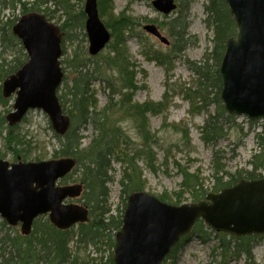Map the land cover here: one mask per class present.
Returning <instances> with one entry per match:
<instances>
[{"label": "trees", "instance_id": "obj_1", "mask_svg": "<svg viewBox=\"0 0 264 264\" xmlns=\"http://www.w3.org/2000/svg\"><path fill=\"white\" fill-rule=\"evenodd\" d=\"M49 4L53 5L56 12L50 10ZM106 4L112 5V0H99L101 15ZM190 4V0L179 1L177 16L169 23L160 24L167 28L175 42L171 53L165 55L151 51V54L145 53V57L160 63H168L171 56L185 51L191 41L188 32ZM18 9L22 15L30 12L42 13L48 21L54 19L55 13L58 14L59 11H62L63 15L67 16L66 21L60 27L63 33L64 55L67 54L66 42H70L72 46L75 43L78 45L82 42L86 43L84 7L77 10L75 4H72V0H34V2L3 0L0 8V79L14 74L28 61L21 41L13 32L19 19L15 14ZM6 11H11L12 15L4 16L1 20L2 14ZM205 12L207 27L214 34V48L203 62L187 61L190 70L197 78L192 89H185V95L192 103V107H198L197 109L206 112L208 117L202 129L203 140L207 145L216 146L227 134L224 122L233 123L235 118L227 113L221 99L223 80L220 66L227 42L237 37L238 27L226 0H209L205 5ZM148 22L150 21L130 16L126 10L107 25L112 30V40L107 45L108 55L99 54L96 57H91L86 50L83 54L76 52L72 61L68 59L61 61L73 73V77L68 78L66 69H63L65 76L58 90V98L64 113L71 118V127L65 136L56 135L59 147L53 152V159L73 158L75 160L76 167L62 181V184L73 182L83 185L84 191L79 202L89 209L90 220L86 224H79L76 231L74 228L67 231L59 230L52 225L48 218L45 219V216L34 222L30 236L17 233L12 237L9 233L11 229H8L4 236L0 237V264H114V254L106 261L104 259L98 261L88 254V250L93 247L98 248L96 250L99 251L101 246L111 250L115 248V236L122 228L128 198L132 193L143 191L144 188L143 170L138 166V163H146L147 169L156 173L155 146L157 139L147 124L146 114L161 115L167 112L171 99L169 93L175 91L174 87H176L174 85L170 87L167 84L166 94L160 103H133L135 93L141 87L138 86L137 72L130 63L126 52L125 36L126 34L132 35L135 29ZM76 29H80V33L76 32ZM9 57L11 60L6 63V59ZM5 67L7 68L5 69ZM97 81L104 82L105 91H108V104L100 110L97 107L96 93L93 90ZM212 94H214L213 98H211ZM1 100L5 101L2 96ZM211 105L216 107L215 114L209 110ZM122 118L133 122L137 133L142 138L141 144H132L130 137L119 122V119ZM5 123L4 119L0 121V136L3 135ZM250 124L253 125L254 122L250 121ZM89 125L93 127V137L90 143L85 146V136L82 131L86 130ZM166 127H171L181 133L187 142L190 135L187 129L164 124L163 128ZM9 130H11L9 137H5L4 140L10 146L13 143L20 146L25 152L21 155L22 160L27 161L32 155V150L30 151L31 146L26 144L28 143L26 136L21 137L20 135V141L16 140V136L11 137L12 129L10 127L7 128V131ZM14 140L16 141L14 142ZM257 143L260 152L252 156L249 162L251 170L229 173L224 164L225 152L223 150L214 152L212 162L213 193L233 187L242 180H256L263 177L260 172L264 169V132L262 136L257 135ZM10 149L15 150L14 148ZM32 161H40V159L35 158ZM114 162L121 163L123 167L121 178L117 183L120 187L122 206L117 209L116 215L111 214L110 190L106 185L110 180L116 181ZM180 173L184 179L181 185L182 190L175 194L176 201L171 203L172 201L166 194L158 196L159 200L179 206L183 204L181 194L186 191L191 192L194 203L204 200L208 193L202 188L197 190L201 186L199 178L184 169H181ZM5 228L8 226L3 221L0 223V229L4 230ZM214 234L220 238L223 256L234 253L239 257L246 255L250 260L254 258L252 250L260 237L235 238L224 233H215L201 220L197 222L192 233L183 238L182 242L184 243L194 236L206 242ZM233 242H236L234 248L231 246ZM181 243L172 250L163 264H177Z\"/></svg>", "mask_w": 264, "mask_h": 264}, {"label": "water", "instance_id": "obj_2", "mask_svg": "<svg viewBox=\"0 0 264 264\" xmlns=\"http://www.w3.org/2000/svg\"><path fill=\"white\" fill-rule=\"evenodd\" d=\"M238 27L237 39H230L220 67L221 99L230 115L251 121L264 120V0H226ZM163 15L177 10L175 0H154ZM85 28L89 54L98 55L111 34L101 21L98 0H86ZM144 30L169 45L158 27ZM28 55V62L3 83L6 98L16 94L10 126L21 123L30 110H41L56 134L65 136L71 119L62 109L58 90L63 82L61 66L63 33L46 16L30 12L20 16L13 28ZM73 158L10 164L0 159V217L9 226H21L29 236L34 221L43 215L59 230H69L89 221V209L67 203L77 199L82 184L60 186L75 168ZM198 220L215 232L240 238L264 235V177L242 180L237 185L210 193L206 200L173 206L144 191L132 193L127 202L123 226L116 235L115 264H163L181 239L189 235Z\"/></svg>", "mask_w": 264, "mask_h": 264}, {"label": "rangeland", "instance_id": "obj_3", "mask_svg": "<svg viewBox=\"0 0 264 264\" xmlns=\"http://www.w3.org/2000/svg\"><path fill=\"white\" fill-rule=\"evenodd\" d=\"M2 1L3 0H0V8ZM25 1L34 2V0ZM153 1L154 0H112V5L108 6L106 4V6L103 7L102 15L99 10V5L98 10L100 19L106 27L112 19L117 18L126 10L127 14L134 18L150 21L135 29L132 35L126 34L125 36L126 52L128 53L130 63L137 72L136 80L138 86L141 87V89L136 91L133 103H160L166 94L167 84H169L170 87H173L171 85L176 86L174 87L175 91L169 93L171 99L167 112L161 115L146 114L147 124L152 134H155L157 139V144L155 146L156 173L147 169L146 163H138V166L143 170V181L145 183L143 191L157 198L158 196L166 194L170 201H172L171 203H173L176 201L175 194L180 193L182 190L181 185L184 177L180 173L181 169L187 170L189 174H193L199 178L201 186L197 190H201L202 188L207 193L212 192L214 184L212 177L214 173L212 162L216 150H223L225 152L226 160H224V164L227 172L235 173L237 171L251 170L249 162L252 156L260 152L257 143V135L262 136L264 132V120L255 121L252 125L245 116H235L233 123L224 122L227 134L216 146L207 145L205 143L202 129L208 116L206 112L197 109L198 107H192V103L185 95V89H192L195 86L197 78L190 70L187 61L203 62L208 53H211L214 48V34L208 29L206 24L207 15L205 12V5L208 4L209 0H190L188 32L191 41L183 53L171 56L168 63H160L144 56L145 53L151 54V51L165 55L170 54L175 45L173 37H171L167 28L160 24L172 21L177 16V12L175 11L165 16L153 7ZM175 1L179 4L181 0ZM85 3L86 0H72V4H75L77 10L84 7L85 11ZM48 7L53 12L55 11L52 4H49ZM15 14L18 17L22 15L19 9ZM11 15V11H6L2 14L1 20L4 16L8 17ZM85 17L87 19L86 13ZM66 19L67 16L63 15L62 11H59L58 14H54L52 23L61 27ZM86 19L84 20V26ZM5 20L6 18L4 21ZM147 24L156 25L162 35L166 37L171 44L167 46L161 43L155 36L147 33L144 30V26ZM107 29L112 36V30L108 27ZM76 32L80 33V29H76ZM65 44L67 54H63L61 58L62 62L66 59L72 61L75 58L76 52L83 54L89 48L88 37L86 43L82 42L80 45L75 43L72 46L70 42H66ZM101 54L108 55V47H106ZM10 60L11 57L7 58L6 63H9ZM62 67L66 69L67 77L72 78L73 73L71 69H67L64 63H62ZM6 68L7 67H5V69ZM5 79H0V121L3 119L6 120V116L12 112L16 98L15 95L10 98L3 97L2 89ZM93 90L96 93L95 98L98 102V109H103L108 104V91H105V83L97 81ZM1 96L5 101L1 100ZM213 97L214 94H212L211 98ZM199 104L201 105V103ZM209 110L212 114H215L216 107L211 105ZM119 122L128 137H130L132 144L139 145L142 143V138L137 133L132 121L122 118L119 119ZM164 124L187 129L190 134L187 142L182 137L181 133L176 132L171 127L163 128ZM8 127L10 126L6 121L3 135L0 136V158L9 162H15L18 158L22 159L21 155L25 152L22 151L20 146H16L15 143L10 146L8 142L4 140L5 137H9L11 132V130L7 131ZM10 128L12 129L11 137L16 136V140L20 141V135L21 137L26 136V142H28L26 144L30 145V151L32 150V155L29 156L27 161L34 162L32 160L35 158H39L40 161L53 159V152L58 149L59 142L49 117L43 111H30L20 124ZM82 134L85 136L84 145L87 146L93 137V127L89 125L86 130L82 131ZM16 140H14V142ZM10 148H14L15 150L13 151L16 152L14 153ZM113 168L117 176L116 179L119 180L123 170L121 163L114 162ZM260 173L264 176V169ZM181 195L183 204L194 203L191 192L186 191ZM110 205L112 207L111 214L114 215L118 213L117 209L122 206L120 187L117 183L110 186ZM46 218H48V216H45V219ZM1 222H3V220L0 217V223ZM73 228L75 231L78 229L77 226ZM8 229H11L9 233L12 237L16 236L17 233L22 235L20 226H8V228L4 230L0 229V237L4 236ZM181 244L182 247L178 254L177 264H264V236L258 238L256 241L252 250L254 257L252 260L248 259L246 255H240L239 257L234 253L223 256V251L220 247V238L215 234L210 236V239L206 242L194 236ZM235 245L236 242L231 243L232 248H234ZM72 246L71 244V247ZM96 249L98 248H89L88 254L98 261L102 259L106 261L114 254V249H107L104 246L100 247V250H102L101 252Z\"/></svg>", "mask_w": 264, "mask_h": 264}, {"label": "bare ground", "instance_id": "obj_4", "mask_svg": "<svg viewBox=\"0 0 264 264\" xmlns=\"http://www.w3.org/2000/svg\"><path fill=\"white\" fill-rule=\"evenodd\" d=\"M115 180H116L115 182H113V180L108 181V183L106 184L108 190H110V186L119 182L117 179H115Z\"/></svg>", "mask_w": 264, "mask_h": 264}, {"label": "flooded vegetation", "instance_id": "obj_5", "mask_svg": "<svg viewBox=\"0 0 264 264\" xmlns=\"http://www.w3.org/2000/svg\"><path fill=\"white\" fill-rule=\"evenodd\" d=\"M17 160L20 161L19 158H18ZM68 176H69V175H68ZM66 178H67V177H66ZM64 179H65V178H64ZM64 179H63V180H64ZM63 180L60 181L59 185H65V186H66V185L78 184V183H73V182H68V183H66V184H62V181H63ZM71 202H72L71 200L68 201V203H71Z\"/></svg>", "mask_w": 264, "mask_h": 264}]
</instances>
